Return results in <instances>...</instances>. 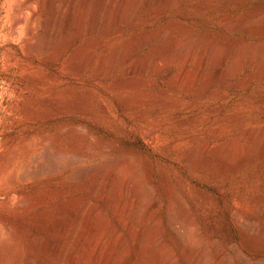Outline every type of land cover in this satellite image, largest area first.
<instances>
[{"label":"rangeland","instance_id":"obj_1","mask_svg":"<svg viewBox=\"0 0 264 264\" xmlns=\"http://www.w3.org/2000/svg\"><path fill=\"white\" fill-rule=\"evenodd\" d=\"M48 1L0 0V264H195L197 234L224 250L207 264H264V137L234 141L264 107L242 83L264 0Z\"/></svg>","mask_w":264,"mask_h":264},{"label":"bare ground","instance_id":"obj_2","mask_svg":"<svg viewBox=\"0 0 264 264\" xmlns=\"http://www.w3.org/2000/svg\"><path fill=\"white\" fill-rule=\"evenodd\" d=\"M118 2V4L120 6H122V2H125L124 4H128L125 0H116ZM155 1V0H154ZM147 2V1H145ZM153 3V1H151ZM170 2V1H168ZM129 3H130V0H129ZM148 5V3H146ZM149 4L150 3V0H149ZM48 5L49 6H52V1H48ZM111 5V4H110ZM113 5V4H112ZM115 5V4H114ZM129 5V4H128ZM162 6H166L165 4L162 5ZM114 7V6H113ZM128 6H126L127 8ZM168 7V6H167ZM116 8V7H115ZM120 8V7H119ZM120 9H123V8H120ZM118 10V8L116 9ZM124 10V9H123ZM127 10V9H126ZM145 11V10H144ZM123 12V11H122ZM121 12V13H122ZM262 12V11H261ZM116 13H118V11H116ZM259 13V12H258ZM117 15V14H116ZM118 17V16H117ZM116 16H114L115 20L117 18ZM119 18V17H118ZM252 20V19H251ZM256 20V19H255ZM247 21V20H246ZM244 22L245 24L247 22ZM250 21H248L249 23ZM258 22V20H257ZM256 23V22H255ZM237 25L242 26L243 27V24L242 23H232V27L233 29L237 28ZM241 27V28H242ZM230 28V31H232L233 29ZM236 30H240V29H236ZM234 30V31H236ZM169 31V30H168ZM252 31H253V34L256 38V42H254V44L251 46V48L248 49L247 51V55H248V61H249V66H250V72L246 73L247 75L245 76V78L243 79V84H250L252 82H257L258 83V87L260 89H264V85L263 84H260V82H262L264 80V19L259 21V23H257L256 26H253L252 27ZM166 32V31H165ZM204 37V36H203ZM206 38V37H205ZM203 40V39H202ZM189 41V40H188ZM187 42V41H185ZM184 42V43H185ZM194 42V41H192ZM192 48V47H190ZM242 50V49H241ZM244 50H246V48H244ZM191 52V50H190ZM203 52V51H202ZM244 53V52H243ZM188 54V53H187ZM246 54V53H245ZM244 54V55H245ZM189 55V54H188ZM243 55V54H242ZM243 55V56H244ZM245 57V56H244ZM185 58V57H184ZM202 59L200 60L199 62V65L198 67L199 68H202V65L203 63L205 62L206 58L204 57H201ZM183 59V58H182ZM187 59V57L185 58ZM181 60V59H180ZM184 60V59H183ZM189 60V59H188ZM192 60V59H191ZM182 62V61H180ZM187 62V61H186ZM181 64V63H180ZM206 64V63H205ZM204 64V65H205ZM214 67V65H213ZM189 69V68H188ZM185 70V69H184ZM222 66L219 64H216L215 65V68H214V71L213 73H210L212 74L211 76L212 77H217V75L222 71ZM135 71V68H130L129 69V73ZM189 71L186 69L185 71H181L179 72V81L183 82L184 81H189L188 83H191V81L193 80H197V78H200L202 76V74L200 73H194L196 71L193 72V74L191 75H188ZM204 74V73H203ZM208 78H209V75H207ZM176 77V76H175ZM203 77V76H202ZM205 77V76H204ZM207 78V79H208ZM174 79V78H173ZM177 79V78H175ZM181 84V83H180ZM179 84V85H180ZM232 85V83H229ZM188 85V84H187ZM231 85H228L231 86ZM236 84L232 85L233 87L235 86ZM264 102V100H263ZM261 109L258 113V116H257V120L256 121H252V122H248V123H242L240 124L239 122V127H240V131H241V135L234 138V141H236L235 143H239V155H242L243 153H245V155L247 153L250 152V142L253 140V141H259L260 139H262L264 137V107L263 105H261ZM263 113V114H261ZM261 115V116H260ZM245 114L243 113L242 116L240 115V118L238 121H241L245 118ZM217 148H212L210 146V144H207V143H204L203 145L199 146L198 147V152H203V153H206V152H211L212 155H215V156H219L221 158V161H222V165H226L227 162L223 159L224 156H222L223 153H227V151L231 150L232 151V147H231V144H226L224 146L221 147V149L219 148V150L217 151L216 150ZM217 151V154L215 153ZM236 152L235 149H233V152L232 154H234ZM60 152L58 150H55V151H52V152H49L48 154H46V163L45 165H41L40 167H34V168H30V166L27 164V163H22L21 167H19L18 169L15 170L14 174H11L9 177H7V183H9L12 187H11V193L10 195L8 196V193H6V197H11V196H14L17 192H18V188H14V186H16V184H19L21 183L22 181L25 180V178L28 176V175H33V176H36L40 173H43V172H52V171H58L61 167H62V163L63 161L61 160L60 158ZM0 161H1V158H0ZM133 173V171H132ZM128 176V175H126ZM128 178V177H127ZM130 178V176H129ZM124 180V179H123ZM131 180V179H130ZM131 181L129 180H126L124 182V187L125 188H133V186H131ZM134 183V181H133ZM132 183V184H133ZM134 185V184H133ZM138 186V185H137ZM123 187V188H124ZM136 188V187H135ZM140 188V187H139ZM123 190V189H122ZM124 192V190H123ZM136 192V191H135ZM139 192V191H138ZM140 193V192H139ZM139 196V195H138ZM134 197V196H133ZM142 198V197H141ZM132 199V198H131ZM135 200V199H134ZM129 202V201H128ZM156 206V203L154 204V207ZM121 207H123L121 205ZM126 208V207H125ZM151 209V208H150ZM123 210V209H122ZM121 210V211H122ZM149 210V209H148ZM146 213V212H145ZM147 214V213H146ZM145 214V215H146ZM150 216V215H149ZM158 217V216H157ZM121 221V220H120ZM119 221V222H120ZM190 221V220H189ZM151 229V228H150ZM259 229V227H258ZM115 230V228H114ZM139 230V229H138ZM137 230V231H138ZM255 230V229H254ZM260 230V229H259ZM256 231V230H255ZM258 231V230H257ZM256 231V232H257ZM136 232V231H135ZM260 233V232H258ZM118 234V232H117ZM134 234V233H133ZM132 234V235H133ZM119 235V234H118ZM193 235V234H191ZM147 236V235H146ZM99 238V237H98ZM152 238V237H151ZM97 240V239H96ZM183 239H181L182 241ZM180 241V242H181ZM113 242V241H112ZM183 242V241H182ZM110 243V242H109ZM184 246H185V252L184 254H186V258L185 259H189L190 262H193L195 264H207V260L211 257L213 258V260H216V261H223V256H224V250L223 248L220 247V245L212 239V237H208V239H206L203 235H195V236H187L186 235V239L184 240ZM101 244V243H100ZM112 244V243H111ZM118 244V243H117ZM204 244V245H203ZM110 245V244H109ZM119 245V244H118ZM117 245V247H118ZM206 245L208 246V249L206 247ZM183 246V247H184ZM210 246V247H209ZM212 246V247H211ZM91 249H93V247H91ZM116 249V248H115ZM118 249V248H117ZM210 249V251H212L211 253L208 252V250ZM99 250V249H98ZM102 250V249H101ZM91 251V250H90ZM100 252V251H99ZM160 252V251H159ZM209 253V254H208ZM99 254V253H98ZM102 254V252H101ZM97 255V254H95ZM104 255V254H103ZM154 256L157 258V262L160 264L162 261L163 258L160 257L159 254H156V252H154ZM97 257H101V256H97ZM103 257V256H102ZM165 257V256H164ZM96 258V257H94ZM106 259V257H104ZM161 258V260H160ZM100 259V258H99ZM98 259V260H99ZM165 259V258H164ZM86 261V259H84ZM83 260V261H84ZM88 260V259H87ZM96 260V259H95ZM159 260L161 262H159ZM169 260V259H168ZM167 260V261H168ZM209 260H208V263H209ZM82 261V262H83ZM92 261V259H91ZM90 261V262H91ZM171 262V261H170ZM189 262V263H190ZM98 263V262H97ZM102 263V261H101ZM164 263V262H163ZM214 262L212 261L211 264H213ZM82 264V263H81ZM192 264V263H190Z\"/></svg>","mask_w":264,"mask_h":264}]
</instances>
